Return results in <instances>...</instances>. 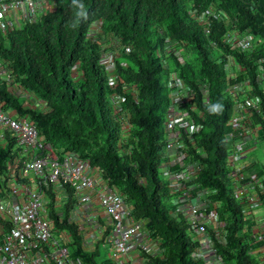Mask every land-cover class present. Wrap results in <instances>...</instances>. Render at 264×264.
<instances>
[{"label": "trees", "instance_id": "trees-1", "mask_svg": "<svg viewBox=\"0 0 264 264\" xmlns=\"http://www.w3.org/2000/svg\"><path fill=\"white\" fill-rule=\"evenodd\" d=\"M211 7L225 12L238 32L251 37L253 50L230 49L223 42L221 19L210 18L205 34V24L197 18ZM81 11L86 17L77 16ZM95 25L99 28L92 31ZM105 38L118 48L114 85L101 64ZM175 44L183 50V65L172 54L164 57ZM214 52L220 61L212 58ZM0 58L48 110L24 109L1 82L0 100L26 115L56 153H75L100 170L124 196L133 216L145 221V228L160 239L161 252L148 257L147 264H202L193 257L195 244L184 217L178 215L176 221L163 207L168 204L173 210L169 189L163 188L158 172L166 158L161 124L168 105L165 83L176 72L194 89L195 103L204 114L196 141L205 152L198 182L212 191L207 196L210 210L224 224L218 253L226 264H259L249 252L264 242L254 241L253 225L243 220L228 179L230 144L225 135L232 104L222 67L232 59L239 70L231 82L248 80L246 94L261 98L252 120L262 126L264 137V97L256 65L262 60L264 67V0H55L54 11L0 34ZM202 89L208 93L207 106L201 102ZM113 97L121 99L117 110ZM122 118L130 124L126 137ZM6 146L0 148V171L15 152L12 139ZM65 189L69 196L61 217L48 192L51 218L58 230L67 229L72 237L74 257L82 264H97L98 251H83L78 226L68 223L74 199Z\"/></svg>", "mask_w": 264, "mask_h": 264}, {"label": "built area", "instance_id": "built-area-1", "mask_svg": "<svg viewBox=\"0 0 264 264\" xmlns=\"http://www.w3.org/2000/svg\"><path fill=\"white\" fill-rule=\"evenodd\" d=\"M54 9L55 0H0V34L5 36L19 29L23 23L34 22ZM210 18L222 20L225 30L223 42L230 49L241 52L253 50L251 37L238 32L233 20L213 7L197 18L205 24V34L209 33ZM102 48L101 64L110 85H114L115 69L113 75L109 70L112 66L114 68L115 56L112 50ZM170 54L183 65V50L178 44L168 47L164 57ZM256 65L264 97L262 60H258ZM226 68L225 91L232 104L227 122L229 131L225 135V141L230 144L226 157L228 179L232 196L241 207L243 220L253 225L254 241L264 242V217H260L262 213L258 214L259 210L264 211L263 185L245 180L247 167L254 164L264 167V159L244 160V155L252 150L249 142L263 136L262 126L252 120L253 112L260 108L261 98L246 94L250 85L248 80L231 82L234 75L230 63ZM0 82L24 109L47 111L42 102L34 98L24 99L30 93L19 84L4 58H0ZM166 88L168 105L162 127L167 154L161 168L169 179L172 212L175 216L184 217L189 227L195 244L194 258L202 264H226L217 247L223 242L224 224L217 212L210 210L207 196L212 191L201 188L198 182L205 152L196 145V141L202 130L204 114L195 103L194 89L176 72L169 74ZM112 101L114 108L119 109L120 97H113ZM201 102L205 106L209 103L205 89H202ZM121 124L122 135L126 137L130 130L129 120L122 118ZM8 138L14 142L15 152L0 171V264H82L79 258L74 257L76 245L67 229L58 230L51 218L48 192L54 193L53 187L68 188L72 192L74 205L68 215L70 224L81 226L76 220L97 202L105 216L98 231L106 233L105 241L110 244L109 257L114 264H147L148 257L161 252L160 239L154 238L145 228V221L133 216L124 196L102 177L100 170L75 153H56L26 115L18 114L16 109L0 100V148L7 145ZM255 188L260 193H256ZM61 202L64 205L67 201ZM61 207L58 201L53 204L59 217L62 216ZM95 239L94 232L82 231V250L93 251ZM249 253L261 256L259 264H264V243Z\"/></svg>", "mask_w": 264, "mask_h": 264}, {"label": "crops", "instance_id": "crops-1", "mask_svg": "<svg viewBox=\"0 0 264 264\" xmlns=\"http://www.w3.org/2000/svg\"><path fill=\"white\" fill-rule=\"evenodd\" d=\"M29 98H34L36 99L34 96H32L31 94L28 95L26 99ZM28 101V100H27ZM21 102H23L21 100ZM249 146H252V150L248 151L245 155H244V160L245 161H251L252 159H258V155H260V152L264 153V137L260 136L257 137L254 140H251L249 142ZM264 159V154H263V158ZM245 180L248 181H252V182H260L263 185L264 182V167H261L259 164H254V165H250L249 167H247V175L245 177ZM264 189V187H263ZM54 193H50L52 194V196L54 197V202L56 203V201H58L60 206H64L61 201H68V192L66 189H59L58 187H53ZM255 192L256 193H260V190L258 188H255ZM49 195V194H48ZM50 199V198H49ZM54 203V204H55ZM66 203V202H65ZM84 215H80V217L76 220L79 221L78 223L81 226H78L79 230H80V234L82 237V231H84L85 233H95L96 234V239L92 244L93 247V251H98V256H100V247L101 246H107V254L109 256V252H110V247L106 241H105V236L106 233L101 234L98 231V227H101L104 224V219L105 216L102 214V212L100 211L97 202H94V204L91 206V208L89 210H87L86 213H83ZM87 227H84V225ZM82 228H84L83 230H81ZM91 251V252H93ZM261 255V254H260ZM252 256H254L256 258V260L260 261L261 256L259 255H254V253H252Z\"/></svg>", "mask_w": 264, "mask_h": 264}, {"label": "rangeland", "instance_id": "rangeland-1", "mask_svg": "<svg viewBox=\"0 0 264 264\" xmlns=\"http://www.w3.org/2000/svg\"><path fill=\"white\" fill-rule=\"evenodd\" d=\"M96 29V28H95ZM95 29H93L92 31H94ZM98 31V30H97ZM94 33V32H93ZM112 40L111 39H107V38H105L103 41H102V44H101V46L102 47H105V48H109L110 50H112L113 51V53H114V56H115V58L116 57H118V48L116 47V45H114V47L112 46ZM111 46L113 47V48H111ZM213 55H212V58H214V59H216V60H218V61H220V59H219V54H217V53H212ZM228 62L230 63V65H231V73H232V75H234V72L235 71H237V70H239V67H238V65L237 64H235L234 62H233V60L232 59H230V60H228ZM223 68V70L225 71V72H227L228 70H227V68L226 67H222ZM109 72H110V74L111 75H113L114 74V68H113V66L111 67V69L109 70ZM164 121H165V115H163V116H161V124H162V126H163V124H164ZM162 140H164V133H163V136H162ZM164 154H165V157H166V154H167V152H166V150H164ZM263 152H260V155H258L257 157H258V161H261V159L263 158ZM165 160L166 159H163L161 162H160V165H159V167H158V172H159V178H160V182H161V184H162V186H163V188L164 189H167L168 190V181H169V179L165 176V173L163 172V170H162V168H161V166L165 163ZM164 208H165V210H167L168 211V213L176 220V221H178V218H177V216H175L174 214H173V212L171 211V209H169L170 207H169V205L168 204H165L164 206H163ZM262 213V214H261ZM258 214H261L260 215V217H264V211H258ZM107 246H101L100 247V256H98V258H96V263L97 264H103V262H107L108 264H114V262L110 259V257L108 256V254H107Z\"/></svg>", "mask_w": 264, "mask_h": 264}, {"label": "clouds", "instance_id": "clouds-1", "mask_svg": "<svg viewBox=\"0 0 264 264\" xmlns=\"http://www.w3.org/2000/svg\"><path fill=\"white\" fill-rule=\"evenodd\" d=\"M74 2H75V0H74ZM83 7H84L83 4H80V5H79V8L83 9ZM77 16H78V17H86V13H84V12L81 11V12H78V13H77ZM165 84H166V83H165ZM36 100H37V99H36ZM43 104H45V103H43ZM45 105H46V104H45ZM46 107H47V106H46ZM47 110H48V108H47Z\"/></svg>", "mask_w": 264, "mask_h": 264}, {"label": "bare ground", "instance_id": "bare-ground-1", "mask_svg": "<svg viewBox=\"0 0 264 264\" xmlns=\"http://www.w3.org/2000/svg\"><path fill=\"white\" fill-rule=\"evenodd\" d=\"M164 43V42H163ZM10 144V143H9ZM7 147V146H6Z\"/></svg>", "mask_w": 264, "mask_h": 264}]
</instances>
